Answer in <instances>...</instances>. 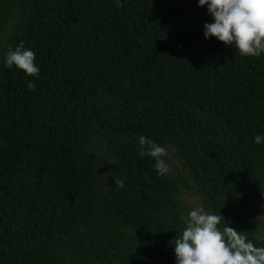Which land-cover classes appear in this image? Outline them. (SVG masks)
Returning a JSON list of instances; mask_svg holds the SVG:
<instances>
[{
	"label": "trees",
	"instance_id": "16d2710c",
	"mask_svg": "<svg viewBox=\"0 0 264 264\" xmlns=\"http://www.w3.org/2000/svg\"><path fill=\"white\" fill-rule=\"evenodd\" d=\"M211 22L196 0H0V264H175L185 191L264 247V54ZM21 42L38 77L2 65Z\"/></svg>",
	"mask_w": 264,
	"mask_h": 264
},
{
	"label": "clouds",
	"instance_id": "9594fccd",
	"mask_svg": "<svg viewBox=\"0 0 264 264\" xmlns=\"http://www.w3.org/2000/svg\"><path fill=\"white\" fill-rule=\"evenodd\" d=\"M120 7V0H114ZM198 7H205L211 23L203 24L205 40L214 37L233 48L241 56L260 57L264 54V0H196ZM36 55L21 42L9 48L2 62L4 68L21 70L25 76L38 77L40 67ZM26 87H35L32 80ZM253 143L264 145V136L255 135ZM140 157L153 160L157 175L167 173L165 161L167 149L151 138L140 135L136 138ZM117 189L125 187L121 178L113 180ZM220 214L206 211L203 206H194L187 212L185 227L172 240L175 264H264V247H258L241 231L227 225ZM264 240V236L257 237Z\"/></svg>",
	"mask_w": 264,
	"mask_h": 264
},
{
	"label": "rangeland",
	"instance_id": "374dc122",
	"mask_svg": "<svg viewBox=\"0 0 264 264\" xmlns=\"http://www.w3.org/2000/svg\"><path fill=\"white\" fill-rule=\"evenodd\" d=\"M165 161L168 165V172H175V169L178 167L177 161L174 159V156L171 151H167V156ZM184 200V210L187 217V212L194 206H201L199 199L191 194L189 191H185L183 194ZM259 210L261 211V217L264 219V205H262Z\"/></svg>",
	"mask_w": 264,
	"mask_h": 264
}]
</instances>
